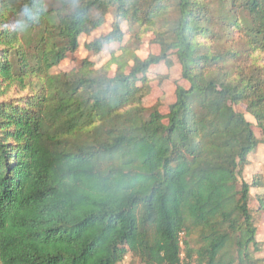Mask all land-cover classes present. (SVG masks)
Here are the masks:
<instances>
[{
	"label": "trees",
	"instance_id": "obj_1",
	"mask_svg": "<svg viewBox=\"0 0 264 264\" xmlns=\"http://www.w3.org/2000/svg\"><path fill=\"white\" fill-rule=\"evenodd\" d=\"M263 145L264 0H0V264H262Z\"/></svg>",
	"mask_w": 264,
	"mask_h": 264
},
{
	"label": "rangeland",
	"instance_id": "obj_2",
	"mask_svg": "<svg viewBox=\"0 0 264 264\" xmlns=\"http://www.w3.org/2000/svg\"><path fill=\"white\" fill-rule=\"evenodd\" d=\"M113 13H111L106 20V24L95 31L90 36H84L81 38V47L74 53L70 54L69 58L65 60L57 69L56 72L70 70L74 67L80 65L81 61L85 58H88L96 63V67L100 68L103 66L111 57V52L117 50L120 46L119 43H114L105 48L100 54H93L86 51L85 44L89 41H92L94 38L105 34L111 30V25L113 22ZM123 30L125 32L124 43L125 44L129 38L130 33L128 31V26L123 25ZM145 44L137 51V59H133L130 63V66L137 64L138 60L145 58L150 52H158L159 48L157 45L148 43V40L145 39ZM172 65H164L161 67L153 68L154 73H162L165 75L163 81L158 84L157 81L152 83L150 93L145 100V104L148 106L159 107L160 109H166L168 104L174 98L175 82L179 78V68L177 63L173 61ZM236 110L245 114L246 118L256 124L255 119L246 112L244 105L236 106ZM250 164L244 171V179L251 182L253 175L256 173H262L264 175V145L255 151L249 160ZM264 194V189H252L250 200V207L253 209V215L258 220L259 224V235L257 240L261 242V253L259 254L262 264H264V208L260 211V204L257 199L258 195ZM119 264H141V262L131 256H127L122 263Z\"/></svg>",
	"mask_w": 264,
	"mask_h": 264
},
{
	"label": "clouds",
	"instance_id": "obj_3",
	"mask_svg": "<svg viewBox=\"0 0 264 264\" xmlns=\"http://www.w3.org/2000/svg\"><path fill=\"white\" fill-rule=\"evenodd\" d=\"M27 11V10H26Z\"/></svg>",
	"mask_w": 264,
	"mask_h": 264
}]
</instances>
